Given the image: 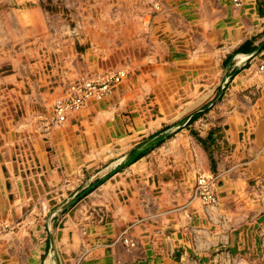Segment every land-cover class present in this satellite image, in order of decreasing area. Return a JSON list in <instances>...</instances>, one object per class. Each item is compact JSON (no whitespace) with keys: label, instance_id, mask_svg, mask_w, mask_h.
Here are the masks:
<instances>
[{"label":"rangeland","instance_id":"374dc122","mask_svg":"<svg viewBox=\"0 0 264 264\" xmlns=\"http://www.w3.org/2000/svg\"><path fill=\"white\" fill-rule=\"evenodd\" d=\"M263 63L264 0H0V264L135 231L157 264H264ZM121 70L53 123L67 84Z\"/></svg>","mask_w":264,"mask_h":264},{"label":"crops","instance_id":"0c3cea01","mask_svg":"<svg viewBox=\"0 0 264 264\" xmlns=\"http://www.w3.org/2000/svg\"><path fill=\"white\" fill-rule=\"evenodd\" d=\"M206 1H208V6L213 7L215 3L220 4L222 0H206ZM202 6L205 7V5ZM76 71L84 72V71H80L77 68ZM239 79H241V76H238L235 82L232 84L233 89L235 88L237 82H239ZM78 81L79 80L77 81L74 80L71 83L67 84L66 86L67 88H65L62 95L60 94L59 98H62L65 95L70 85ZM112 95L113 93L107 98L111 97ZM49 103L50 101L46 100L44 102V105L48 107ZM74 113L69 116L67 121L70 120V118L74 115ZM201 171H203L201 174L211 178L210 172L206 170L205 171L201 170ZM198 174L201 175L200 173ZM212 187L215 189V185L213 183H212ZM62 232H65V230H62ZM133 235L130 236L131 237L130 239L135 243V247L129 248L124 246L122 243L119 244L118 238L120 237L117 232H111V235L109 234L107 238L108 243L105 245L108 252H105L103 250L101 254L102 257L100 256L101 258L95 259L92 262L86 261L88 255L90 254V252L87 249L79 253L80 258H81V254L85 256V260H83L84 262H80L77 260L73 262L72 254H76L75 249L74 252L71 251V249H69V247L67 246L68 244L66 242L57 240V237L51 236V238H49L43 245L39 247L38 252L35 255L36 257L35 264H66L65 259L67 260V263L69 262L68 264H157L154 256L151 254V252L154 249L153 244L151 243L148 246L147 245L144 246L145 244L142 243L143 240H149V241L154 240V235L152 234L149 235L146 233L140 236V233L136 231L133 233ZM61 237L64 238V236Z\"/></svg>","mask_w":264,"mask_h":264},{"label":"built area","instance_id":"2783aa9c","mask_svg":"<svg viewBox=\"0 0 264 264\" xmlns=\"http://www.w3.org/2000/svg\"><path fill=\"white\" fill-rule=\"evenodd\" d=\"M232 2L236 6L241 4V0H232ZM259 73L264 79V63L259 67ZM126 75L127 72L121 70L103 76L83 78L70 85L65 95L57 99L54 103L53 123L58 126L62 125L68 120L71 114L82 108L89 100H102L110 96L114 87L119 85ZM196 194L207 205H213L216 202L211 183L206 177L198 178ZM123 241L129 247L135 246V243L129 238H124Z\"/></svg>","mask_w":264,"mask_h":264},{"label":"bare ground","instance_id":"6f19581e","mask_svg":"<svg viewBox=\"0 0 264 264\" xmlns=\"http://www.w3.org/2000/svg\"><path fill=\"white\" fill-rule=\"evenodd\" d=\"M245 58V57H244ZM85 106V105H84Z\"/></svg>","mask_w":264,"mask_h":264}]
</instances>
